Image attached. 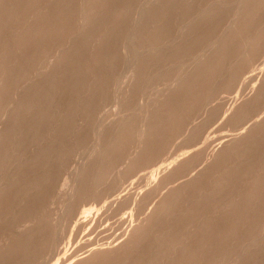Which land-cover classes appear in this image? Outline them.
<instances>
[{
  "label": "rangeland",
  "instance_id": "rangeland-1",
  "mask_svg": "<svg viewBox=\"0 0 264 264\" xmlns=\"http://www.w3.org/2000/svg\"><path fill=\"white\" fill-rule=\"evenodd\" d=\"M0 264H264V0H0Z\"/></svg>",
  "mask_w": 264,
  "mask_h": 264
},
{
  "label": "bare ground",
  "instance_id": "bare-ground-1",
  "mask_svg": "<svg viewBox=\"0 0 264 264\" xmlns=\"http://www.w3.org/2000/svg\"><path fill=\"white\" fill-rule=\"evenodd\" d=\"M255 90V89H254ZM168 168H166V170H167ZM115 200V199H114ZM81 221V220H80ZM57 254H59L58 252H57ZM53 256V255H52Z\"/></svg>",
  "mask_w": 264,
  "mask_h": 264
}]
</instances>
